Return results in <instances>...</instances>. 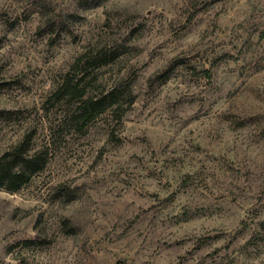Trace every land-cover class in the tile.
Wrapping results in <instances>:
<instances>
[{"label": "rangeland", "instance_id": "374dc122", "mask_svg": "<svg viewBox=\"0 0 264 264\" xmlns=\"http://www.w3.org/2000/svg\"><path fill=\"white\" fill-rule=\"evenodd\" d=\"M97 1L0 0V154L45 159L0 264H264V0ZM66 76L121 106L80 128Z\"/></svg>", "mask_w": 264, "mask_h": 264}, {"label": "trees", "instance_id": "16d2710c", "mask_svg": "<svg viewBox=\"0 0 264 264\" xmlns=\"http://www.w3.org/2000/svg\"><path fill=\"white\" fill-rule=\"evenodd\" d=\"M91 1L94 5L99 4L97 0ZM75 12L68 11L58 21L46 18L39 30L41 32H55L54 35H60L69 25V18L76 16L74 15ZM136 28H131L130 32H133ZM102 53L103 50L99 49L93 58L100 56ZM73 65L80 66L83 74H87L89 71V62L82 61L80 57L74 61ZM82 79L83 77H80L75 83L71 77L66 76L54 92V96L66 95L70 100L76 102L71 108L69 119L73 120L75 124H79L80 128L90 122L99 112L108 109L111 111L117 110L121 106V98L124 95L120 87L111 88L97 95H88L85 91L86 83L80 82ZM29 138V134H26L19 143L0 154V187L2 189L8 191L18 190L22 184L30 179L33 173L42 170L45 162L44 152L37 149L29 153L27 151Z\"/></svg>", "mask_w": 264, "mask_h": 264}]
</instances>
